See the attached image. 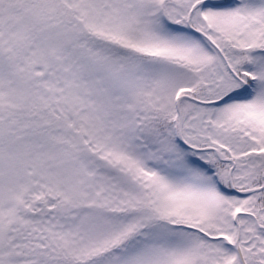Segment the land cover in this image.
Listing matches in <instances>:
<instances>
[{
  "label": "snow or ice",
  "instance_id": "6c2138e0",
  "mask_svg": "<svg viewBox=\"0 0 264 264\" xmlns=\"http://www.w3.org/2000/svg\"><path fill=\"white\" fill-rule=\"evenodd\" d=\"M0 264H264V0H0Z\"/></svg>",
  "mask_w": 264,
  "mask_h": 264
}]
</instances>
